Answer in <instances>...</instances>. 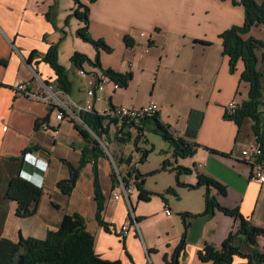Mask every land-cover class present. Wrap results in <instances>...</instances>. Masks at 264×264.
Returning <instances> with one entry per match:
<instances>
[{
	"label": "crops",
	"instance_id": "1",
	"mask_svg": "<svg viewBox=\"0 0 264 264\" xmlns=\"http://www.w3.org/2000/svg\"><path fill=\"white\" fill-rule=\"evenodd\" d=\"M63 1L62 7V0H0V237L17 241L22 234L44 239L49 230L59 227L65 213L78 212L85 217L87 229L95 237V251L102 258L119 259L121 264H132L131 258L136 264H167L165 257H172L183 236V220L175 214H200L205 210V193H201L200 187L181 186L178 190L169 178L168 188L174 187L177 196H165V188L161 187L153 199L155 202L152 197L150 201H141L135 188L130 200L123 196L116 200L113 193L119 191L113 186L111 177V163L115 164V161L111 156L100 157L99 176L106 196L103 217L112 228L110 232L106 231L95 217L93 188L83 196L80 194L83 173L92 175L93 187L92 164H86L79 171L70 195H64L57 187V182L72 177L73 167L78 168L85 139L71 119L61 122L56 119L57 108L29 98L14 87L16 81L24 80L30 89L36 90L39 76L51 83L55 92H60L61 100L84 105L89 99L86 90L91 78L85 85L77 87L71 80V94H66L56 86L55 71L41 60L49 47L59 42L61 31L67 29L64 19L67 21L75 4L73 0ZM244 18L243 7L234 5L232 0H96L90 4L89 33L112 48L111 52L99 49L104 68L111 67L123 73L131 70L133 73L129 86L120 88L125 93L123 99L117 101L116 91L107 87L103 95L109 102L111 99L110 103L141 107L154 100L160 105L161 119L176 137L202 145L193 156L175 158L174 166L192 170L181 173L179 181L196 184L198 174L212 177L227 189L226 195L212 189L221 205L238 207L252 224L264 227V183L251 179L253 166L242 154L243 149L257 144L252 121L245 119L239 128L233 120L225 117L232 112L228 107L232 100L240 105L247 98L249 85L240 81L244 70L242 61L238 62L235 72L230 71L229 57L223 53L219 35L233 25L243 24ZM68 23L72 36L62 41L59 60L63 59V65L71 71L74 69L72 63L65 64L68 57L80 52L94 59L97 50L75 36V31L82 25L80 21L71 18ZM126 35L134 40V47L126 45ZM247 36L264 41V24L252 28ZM33 50L39 56L30 62L28 58ZM257 53L263 73L264 98V48ZM126 57L128 63L122 70V60ZM155 67V88L147 100L139 101L138 92L136 96L130 93L136 69L144 74L146 69ZM92 69L90 73L101 72L99 68ZM82 82L85 83L84 79ZM78 92L83 94L82 97ZM66 121L73 125L71 130L74 133L69 139L62 133ZM43 123H49L51 128L43 130L40 127ZM52 128H57L58 132ZM65 144H68L67 152L61 154L59 147L65 148ZM103 161L110 165L106 189L100 174ZM18 174L43 188L36 214L26 218L18 217L17 203L5 198L9 181ZM182 199L184 205L180 203ZM81 200L86 207L80 204ZM64 202L67 203L65 207ZM167 207L171 208L170 215L165 212ZM130 214L140 218L139 231L132 224L124 235L122 226ZM188 222L186 247L179 256V264H212L199 259V250L207 243L221 246L239 225L237 219L218 210L210 217L196 216L189 218ZM237 245L244 253L252 251V247L243 241L237 240ZM258 249L264 252V236L258 239ZM243 262L240 257H235L232 264Z\"/></svg>",
	"mask_w": 264,
	"mask_h": 264
},
{
	"label": "trees",
	"instance_id": "2",
	"mask_svg": "<svg viewBox=\"0 0 264 264\" xmlns=\"http://www.w3.org/2000/svg\"><path fill=\"white\" fill-rule=\"evenodd\" d=\"M73 14L68 15L67 23L72 17H75L82 25L76 30V35L86 42H90L97 50L95 59L89 58L87 55L75 52L71 58L72 65L78 70L84 69V63L95 68H99L102 72L111 77L112 80L119 83L121 88H127L130 81L133 79L131 70L127 72H119L115 69L102 66L99 49L102 48L107 52H111L112 48L102 39H94L89 33L90 26V4L96 0H73ZM56 3V2H55ZM234 5H241L244 9V22L241 25H233L222 33L219 37L222 40L223 53L229 57V67L231 72L237 70L239 61L244 63V70L241 73L240 81L249 85L247 98L231 113L225 114L226 118L233 120L239 128H241L245 119H251L252 131L255 141L260 145L264 158V98H263V73L259 68V56L257 51L264 48V41L256 39L252 36H247L252 28L264 24V0H232ZM50 18V14H47ZM62 36L58 43L51 45L48 51L42 55L41 60L46 62L55 71L56 86L66 94H71L73 83L69 77V70L59 62V48L64 40ZM125 43L129 48L134 47V40L126 35ZM204 44H209L207 41H198ZM35 56H39L36 50H33L28 58L32 61ZM111 102V99H110ZM112 104V103H111ZM82 124L71 119L75 128L85 139L86 145L82 149L81 159L78 170L80 171L86 164H92L93 172V191L94 200L96 203V220L106 231L112 230L111 224L105 221L103 212L106 208V196L100 182L98 160L100 157L107 156L106 150L100 143L99 138L106 137L109 140V123L105 125V117L100 115L96 110L82 111L80 113ZM142 125L140 128L139 125ZM151 126V130L159 134L173 149L174 158H187L193 156L196 149L202 145L189 141L183 137H176L171 131L170 126L163 122L160 114L145 117L138 123L131 125L124 124L127 129L121 134L115 133L116 138L120 142H127L131 139V128H139L138 135H142L143 126ZM38 125V123H37ZM141 129V130H140ZM93 134L91 133V131ZM110 142V141H109ZM212 150V149H211ZM215 152L214 150H212ZM149 151L146 150L142 159H145ZM132 157L125 159L130 163ZM120 159V162H124ZM160 170H170L176 172L177 183L180 186L196 189L205 187V210L200 214L190 212H182L181 216L185 227H188V219L196 216L210 217L217 210L226 215L234 217L239 221L236 231L231 232L223 241L221 246L216 247L212 244H205L199 250L198 256L202 262H211L212 264H232L235 257H240L244 260L240 264H264V252L258 249V239L264 236V227H259L246 219L239 211L238 207L228 208L220 204L217 197L212 194V189H215L218 194L226 195V186L219 181L213 179L206 174H198L196 184H188L179 181L181 173H190V168L181 165L174 166L169 159H165ZM79 174V173H78ZM113 186H118L119 180L116 171L111 173ZM134 179L138 198L141 201H150L154 192L144 187L145 178L136 168L128 169L123 180L128 186L130 180ZM70 179L60 180L57 182L58 189L64 195H70L75 187ZM167 193L176 194L174 187H169ZM43 195L41 185L26 179L21 174L13 177L8 184L5 198L17 203L16 215L21 218H26L36 214L39 202ZM162 196V195H161ZM54 204V203H53ZM58 207V205L54 204ZM129 219L138 222L140 218L132 217ZM237 240L245 242L252 247L251 253H244L240 246L237 245ZM125 245V238H122ZM186 240L183 234L179 245L176 247L172 257H165L167 264H179V256L185 250ZM131 258V256L128 254ZM132 264H136L131 258ZM0 264H121V260H108L102 258L95 251V237L87 229L86 219L78 212L65 213L59 227L54 230H49L44 239L34 237H24L19 235L17 241L6 237H0Z\"/></svg>",
	"mask_w": 264,
	"mask_h": 264
},
{
	"label": "rangeland",
	"instance_id": "3",
	"mask_svg": "<svg viewBox=\"0 0 264 264\" xmlns=\"http://www.w3.org/2000/svg\"><path fill=\"white\" fill-rule=\"evenodd\" d=\"M63 3H64V1L62 0V7H63ZM70 12H71V14H73V10H71ZM72 18L75 19V17H72ZM64 22L66 23V19H64ZM69 25H70V23H66L65 26L67 29L65 31H61V33H62L61 37L62 36H64V37L68 36L69 37L70 35L72 36V34L70 32V26ZM75 36H77L76 31H75ZM80 39L82 40V38H80ZM64 40H66V39L64 38ZM82 41L85 42L86 45L91 46L92 48L95 49V47L92 43L86 42L84 40H82ZM59 50H60V48H59ZM73 54L71 55V57H68V61H66L65 64H68V62L69 63L71 62V58H72ZM59 62L61 64H63L62 62H65V61H63V59H62V60H59ZM122 62H123V64L121 65L120 68H122V70H125L126 65L128 63L127 57L125 59H123ZM83 66L85 67V69H86L85 71H87V73H90V71H93V69H92L93 67L91 65H89L87 62H85ZM73 68H74L73 70L69 71V77L74 82L75 87L85 85L89 81L91 76L88 75V76L83 78L82 76H80L78 69H76L75 66H73ZM156 70H157V67H155V69L148 68V69H146L144 74H141V70L136 69V72H135L136 78L134 79V82H133L134 85L132 86L130 93L133 94V96L134 95L136 96V93L138 92L137 99L139 101L147 100V98L153 92V89L155 88V85H156V79H157V71ZM82 79H84L85 83L82 82ZM159 79H161V76ZM107 87H110V86H107ZM121 91L122 90L120 89L114 93V94H116V100L117 101L123 99V97H124L125 93H123V91L122 92ZM79 94H80L79 96L82 97L83 94L82 93H79ZM62 98H64V97H62ZM64 99H66V98H64ZM66 100H68V98ZM105 105H106V103L104 104V106ZM100 106L101 105L99 104L98 107H100ZM65 123L66 124L63 125L62 133H63V136L65 138L69 139L70 136L74 133L73 130H71L73 128V125H69L67 121ZM143 128L145 131L142 135H138L139 132L136 129V127L131 128L130 129L131 130V139L128 140L127 142L118 141L116 138V135H115L116 132L114 131V129H111L109 131V140L104 136L102 138H99V141L102 143V145H105L107 157L111 156L113 158V160L116 163V167L121 174L125 175L127 173L128 169L136 168L140 174L144 175V178H145L144 187L146 189L154 192V194L152 196V201L155 202V200H153V199L154 198L156 199V197L158 196L157 195L158 194V188H161V187L165 188L163 191L165 193V196L172 195V194L167 193V189H168L167 182H168L169 178L175 182L174 185H175L176 189L179 190L181 186L178 185V183H177V179H176L177 173L176 172L160 170V168L163 164V161L165 159H169L173 163V165H175L176 161H175V158L173 157L172 147L159 134L153 132L151 130L150 125L147 124L146 126H143ZM65 145H66L65 148L59 147V152L61 154H64V152H67L66 150H67L68 144H65ZM74 147H77V146H74ZM118 148H121V150L119 151ZM146 150H148L149 153L145 159H142L143 154ZM120 152H121V154H120ZM69 155L71 156L72 154L70 153ZM130 156L132 157V160L130 163H127L126 161H124L125 159L129 158ZM120 159H123L124 162H120ZM111 161H112V159H111ZM111 165H112V171L113 170L116 171V168H115V165L113 164V161H112ZM109 166L110 165H108L105 161H103L102 165L100 167V169H101L100 174H101V178H102L101 181H102V185L105 189L107 187V184L109 183L108 180H110L109 174H108ZM45 184H46V186L49 187V184L47 182ZM79 187H80V194L82 196L88 191L89 188L92 189L93 188L92 187V175L89 173H83ZM116 187H117V191H120L119 187L118 186H116ZM204 188L205 187L199 188L201 193H203V195L206 192V189H204ZM178 195L180 197V194H178ZM111 196H112V194H111ZM64 199H66V198L64 197ZM176 199H177V197H176ZM180 203H182V205H184L185 200L182 199L180 201ZM66 204H67L66 202L62 203V205L64 207L66 206ZM80 204L84 207L87 206V204L84 203L83 200L80 201ZM173 212H175V211H173ZM176 215H177V217L181 218V216L179 214H175V216ZM186 231H188V227H185V225L183 224V234H185V240H186V236L188 233V232L186 233ZM148 264H151V263L149 262Z\"/></svg>",
	"mask_w": 264,
	"mask_h": 264
},
{
	"label": "built area",
	"instance_id": "4",
	"mask_svg": "<svg viewBox=\"0 0 264 264\" xmlns=\"http://www.w3.org/2000/svg\"><path fill=\"white\" fill-rule=\"evenodd\" d=\"M79 74L82 77L88 75L91 76L89 81V86L86 90L87 97L89 98L84 105H78L72 103L71 101L61 100L59 96V91L55 92L53 90V85L46 81H43L39 76L38 79V88L36 90L30 89L27 86V83L24 80H18L14 83L15 89L24 94L25 96L32 98L37 101L44 102L48 105H51L58 109L56 119L61 122L66 119H74L79 123H83L80 118V113L82 111H93L96 110L100 115L105 117V125L109 123V131L114 129V131L121 134L124 131V124L131 125L132 123H138L141 119L149 116L156 115L160 112V105L154 101H149L146 105L141 107H128L124 105H114L109 102L103 93L106 91L107 86H110L112 91H117L121 88L119 83L111 79L109 75L104 72L100 73H87L85 69L79 70ZM106 105L104 106V104ZM101 105L96 107V105ZM238 104L236 101L232 100L228 107L233 111L237 108ZM43 130H49L51 126L49 123H43L40 125ZM53 129V128H52ZM54 132H58V129H53ZM91 131V130H90ZM93 134V132L91 131ZM102 144V143H101ZM106 150L105 145H103ZM245 161L250 163L253 166V171L251 174V179L256 180L259 183H264V158L261 147L259 144H256L253 147L246 148L242 150ZM116 168V173L119 180V192L113 193V198L118 200L122 196L126 199L130 198V195L135 190V182L132 178L130 184L127 186L123 180V174H121L117 167L116 163L114 164ZM166 214H171V208L167 207L165 209ZM135 226V229L139 231L138 222L133 219H129L122 226V232L127 234L130 230L131 225Z\"/></svg>",
	"mask_w": 264,
	"mask_h": 264
},
{
	"label": "water",
	"instance_id": "5",
	"mask_svg": "<svg viewBox=\"0 0 264 264\" xmlns=\"http://www.w3.org/2000/svg\"><path fill=\"white\" fill-rule=\"evenodd\" d=\"M101 143V142H100ZM71 171H72V179L70 180V182L72 183V184H74L75 182H76V180H77V178H78V173H79V170L77 169V168H72L71 169ZM129 200H130V198H128ZM133 212V211H132Z\"/></svg>",
	"mask_w": 264,
	"mask_h": 264
}]
</instances>
